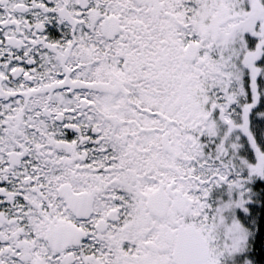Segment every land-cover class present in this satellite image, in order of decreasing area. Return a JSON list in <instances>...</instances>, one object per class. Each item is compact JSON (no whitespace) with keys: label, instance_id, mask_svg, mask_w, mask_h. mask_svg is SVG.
Listing matches in <instances>:
<instances>
[{"label":"snow or ice","instance_id":"snow-or-ice-1","mask_svg":"<svg viewBox=\"0 0 264 264\" xmlns=\"http://www.w3.org/2000/svg\"><path fill=\"white\" fill-rule=\"evenodd\" d=\"M0 264H264V0H0Z\"/></svg>","mask_w":264,"mask_h":264}]
</instances>
